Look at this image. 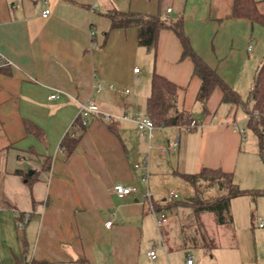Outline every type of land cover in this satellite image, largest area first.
I'll return each instance as SVG.
<instances>
[{
    "label": "crops",
    "instance_id": "crops-1",
    "mask_svg": "<svg viewBox=\"0 0 264 264\" xmlns=\"http://www.w3.org/2000/svg\"><path fill=\"white\" fill-rule=\"evenodd\" d=\"M255 1L264 15V0ZM232 5L233 0H0V264H186L187 251L182 263L172 252L203 249L201 243L189 244L179 230L176 238L168 226L157 228L159 260L147 193L167 215L163 203L185 182L180 174L203 168L231 173L240 189L264 190L257 137L247 127L250 93L264 62V27L234 18ZM45 9L49 14L42 17ZM114 9L181 18L194 52L243 104L222 102L216 88L202 114L196 102L200 80L192 75V62L180 59L174 33L162 30L156 48L148 50L138 45L136 28L110 29L106 14ZM153 72L175 84L176 106L196 128L155 127L148 140L132 121L120 119L145 114ZM88 100L99 115L80 128L78 103ZM103 115L115 122H104ZM24 121L42 137L26 133ZM71 128L79 139L65 156L60 143ZM175 140L176 150L159 152ZM146 156L147 174L141 164ZM117 183L137 192L118 198L112 190ZM242 198L253 211L264 205V196H245L232 199L230 210ZM25 215L28 222L18 230L16 222ZM258 219L264 237V213ZM228 234L234 247V234ZM151 250L155 259L148 256ZM212 259L196 254L192 264H213Z\"/></svg>",
    "mask_w": 264,
    "mask_h": 264
},
{
    "label": "trees",
    "instance_id": "trees-1",
    "mask_svg": "<svg viewBox=\"0 0 264 264\" xmlns=\"http://www.w3.org/2000/svg\"><path fill=\"white\" fill-rule=\"evenodd\" d=\"M110 21V29H137V43L148 50H154L162 30H169L178 39L181 46L180 59H189L192 62V75L200 80V87L196 95V102L201 105V112H207V101L214 89L222 93V102L240 106L243 104L239 95L234 92L192 49V46L183 32L182 20L162 18L160 15H145L131 11L112 10L106 14ZM232 16L243 18L264 27V15L258 10L255 0H233ZM177 87L162 75L153 72L150 81V95L146 101L145 115L155 127H168L173 124L186 127L192 121L189 114L179 110L176 106ZM253 108L249 113L247 127L257 137L258 154L264 163V62L260 65L254 78V85L250 93ZM76 125L80 128V121ZM26 133L42 137V132L31 122L24 121ZM79 136L68 133L60 143V149L65 156H69L78 142ZM49 168V160L46 169ZM180 177L193 189V196L186 201L169 204L167 208L177 204H186L192 210L196 221L202 213L215 216L219 226L232 223L230 202L239 197L264 196V190H243L233 181L231 173L220 169L203 168L196 174H180ZM218 188L221 195L207 197L206 191ZM159 212L160 208L154 204ZM201 247L211 249V243L206 236L200 234Z\"/></svg>",
    "mask_w": 264,
    "mask_h": 264
},
{
    "label": "rangeland",
    "instance_id": "rangeland-1",
    "mask_svg": "<svg viewBox=\"0 0 264 264\" xmlns=\"http://www.w3.org/2000/svg\"><path fill=\"white\" fill-rule=\"evenodd\" d=\"M180 185L175 188L179 199L186 201L185 197L193 193L191 187L180 181ZM168 191V190H167ZM165 193H168V192ZM207 197L221 195L223 191L218 188H212L207 190ZM167 199V197L165 198ZM246 199H236L232 202V208L230 215L233 219V224H225L222 227L216 224L215 216L210 213H206L203 222L199 219L197 222L193 216L192 210L186 204H177L174 207L167 208L170 201L168 199L163 204V209L169 216L168 228L172 229L176 234V238L179 239L176 230L182 231L188 240L189 244H194L195 241L200 244V234H204L206 239L211 243L212 248L210 252H205L204 249H196V247H189L188 250H177L172 252V258L176 262H183L186 251L189 253L192 261L196 259L197 255H203L209 260L210 255H213V264H260L263 263V252H264V237L260 234L258 224L261 222L258 219L259 212L264 213V205L261 209L256 205L255 211L249 201ZM246 202V203H245ZM259 210V211H258ZM253 211L254 217L251 218L250 212ZM205 225V226H204ZM206 227V228H205ZM156 226V246L157 257L160 260L161 237L158 234ZM161 230L163 228H160ZM159 229V230H160ZM217 232V234H216ZM229 232L234 234L235 246L230 247ZM215 235H212V234ZM199 234V235H198ZM197 235V236H196ZM184 237V239H185ZM155 239V238H154ZM181 239V238H180ZM232 239V238H231ZM200 240V241H199ZM221 245V248L219 247ZM206 253V254H205ZM257 261V262H256ZM196 264V263H195Z\"/></svg>",
    "mask_w": 264,
    "mask_h": 264
},
{
    "label": "built area",
    "instance_id": "built-area-1",
    "mask_svg": "<svg viewBox=\"0 0 264 264\" xmlns=\"http://www.w3.org/2000/svg\"><path fill=\"white\" fill-rule=\"evenodd\" d=\"M170 12V9H167L166 10V14H168ZM42 17H47L48 14H49V10L45 9L42 11ZM90 36L93 38L94 36V32L91 30L90 31ZM92 45H94L92 43ZM251 46H249V50H250ZM1 63V62H0ZM138 69L135 68L133 70L134 73H138ZM110 89L111 90H115V88L113 86H110ZM59 96L58 92L57 93H53L51 94L50 96V99H55ZM99 115V111H98V107L96 106V104L93 102V101H86V102H82V103H78V116H77V120L80 121V126L81 127H86L87 124H88V121L89 119L92 117V116H98ZM120 119L122 120H128V121H132L136 127H137V130L139 132V134L141 136H144L146 137L148 140L150 139L151 135H152V132L155 128L153 122L143 113L141 112H135V113H132V114H126V115H123L122 117H120ZM102 120L108 124H113L115 122V118L109 116V115H103L102 116ZM197 127V124L196 122H194L193 120L190 122V124L188 126H186L185 128L188 129V130H192L194 128ZM76 132H77V129L75 128H71L70 130V134L71 136H74L76 135ZM178 146V142L177 140H175L172 144H170L168 147H160L159 148V152L163 155H167L168 153H170L171 151H174L176 150ZM143 166H144V169H145V172L147 174L148 172V156H146L144 159H143V162L141 163ZM139 164H136L135 165V168H139ZM114 194L118 197V198H124L132 193H136L137 192V189L135 187H131V186H124L120 183H117L113 186L112 188ZM145 199H146V202H147V205L150 209V212L152 213L153 215V218H154V221H155V224L158 228H162L164 227L167 223H168V218H167V215L164 213V212H158L155 210L154 208V205L152 203V200H151V196L149 193H147L145 195ZM167 199L168 201H174V200H177L178 199V195L175 193V192H170L167 196ZM28 216L25 215L23 217H21V219H19L17 222H16V227L18 230H22L26 223L28 222ZM111 225V222H107L106 223V227L109 228ZM148 256L151 258V259H155L156 255H155V252L154 250H151L150 252H148ZM186 264H192V260L191 258H189L187 261H186Z\"/></svg>",
    "mask_w": 264,
    "mask_h": 264
},
{
    "label": "water",
    "instance_id": "water-1",
    "mask_svg": "<svg viewBox=\"0 0 264 264\" xmlns=\"http://www.w3.org/2000/svg\"><path fill=\"white\" fill-rule=\"evenodd\" d=\"M175 123V121H173V124Z\"/></svg>",
    "mask_w": 264,
    "mask_h": 264
}]
</instances>
